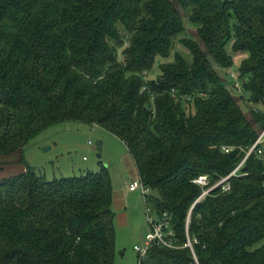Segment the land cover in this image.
<instances>
[{
    "label": "trees",
    "instance_id": "1",
    "mask_svg": "<svg viewBox=\"0 0 264 264\" xmlns=\"http://www.w3.org/2000/svg\"><path fill=\"white\" fill-rule=\"evenodd\" d=\"M178 42L188 53L170 61ZM236 58L250 101L264 102V0H0V159L25 165L24 148L58 123L98 126L126 144L181 247L142 264H195L189 216L199 264H264L257 152L191 210L195 181L228 177L264 130L217 73ZM25 168L0 179V264H114L108 171L50 181Z\"/></svg>",
    "mask_w": 264,
    "mask_h": 264
},
{
    "label": "rangeland",
    "instance_id": "2",
    "mask_svg": "<svg viewBox=\"0 0 264 264\" xmlns=\"http://www.w3.org/2000/svg\"><path fill=\"white\" fill-rule=\"evenodd\" d=\"M187 28L189 31H196V28L189 23ZM231 49L232 46L230 45V52ZM177 51L188 53V50L178 42L172 51L170 61H173ZM164 63L165 60L158 59L154 71L146 79L154 80L160 74V65ZM240 64L241 59L236 58L231 69L219 68L217 73L223 82L229 86L235 97L243 98L241 106L244 111L251 108L264 113V102L252 103L249 93L243 90L242 82H238L239 89L235 88L237 81L234 75L238 76ZM21 155L26 162L25 167L29 166L34 172L45 176L50 181L79 177L89 172L108 171L114 189L112 204L116 228L114 264L139 263V255L134 248L145 245L150 224L147 219L146 201L142 190L139 189L136 193L137 200L132 198L126 201L121 195L127 181L134 183L135 180H140L134 159L124 142L98 126L81 122H63L52 126L37 136L24 148ZM13 157L17 156H11V158ZM153 194L155 196L156 193ZM150 195L152 192H149L148 196ZM150 206L152 208V205Z\"/></svg>",
    "mask_w": 264,
    "mask_h": 264
},
{
    "label": "built area",
    "instance_id": "3",
    "mask_svg": "<svg viewBox=\"0 0 264 264\" xmlns=\"http://www.w3.org/2000/svg\"><path fill=\"white\" fill-rule=\"evenodd\" d=\"M235 80L237 81L236 89H239V80L237 76H235ZM227 153H229L230 149H225ZM257 152L258 155H260L263 158L264 161V130L260 133L256 143L254 146L248 151L246 157L244 160L240 163V165L228 176L220 180L214 185H211L209 178L207 176H202L198 178L195 183L202 187L203 192L202 195L199 197L195 205L202 201L204 198H206L213 190L222 187L224 192H227L230 190L229 180L232 177L238 176L245 165L248 158L253 154ZM141 189L143 193L144 200L146 201V212H147V219L150 224V231L146 236L145 245L143 247L135 246L134 250L139 255V263L142 264L143 260L149 255L150 251L154 247H160V248H167L172 250L180 249L176 244L175 240V233L172 228L171 218L168 215V213H163L162 215H157L153 209L151 208L149 203V192H151L141 180L135 181L129 186V190L131 192L137 191ZM194 205V207H195ZM190 218L187 222V244L185 247L190 248L195 264H199L198 259L196 257L195 251H194V244L197 243V240H192L188 233Z\"/></svg>",
    "mask_w": 264,
    "mask_h": 264
},
{
    "label": "crops",
    "instance_id": "4",
    "mask_svg": "<svg viewBox=\"0 0 264 264\" xmlns=\"http://www.w3.org/2000/svg\"><path fill=\"white\" fill-rule=\"evenodd\" d=\"M16 156L17 157H13V158L9 157L7 159L0 160V162H1L0 163V179L20 174L26 170L24 165L18 163L19 157H18V155H16ZM137 172H138V170H137ZM138 177H139V173H138ZM131 184L132 183H129L127 181L125 183V187L121 191V195H123L122 197L126 201H128L129 199H132V198H136V193L138 192V190L134 191V192H131L129 190V186ZM136 200H137V198H136Z\"/></svg>",
    "mask_w": 264,
    "mask_h": 264
},
{
    "label": "water",
    "instance_id": "5",
    "mask_svg": "<svg viewBox=\"0 0 264 264\" xmlns=\"http://www.w3.org/2000/svg\"><path fill=\"white\" fill-rule=\"evenodd\" d=\"M193 209H194V207H193Z\"/></svg>",
    "mask_w": 264,
    "mask_h": 264
}]
</instances>
